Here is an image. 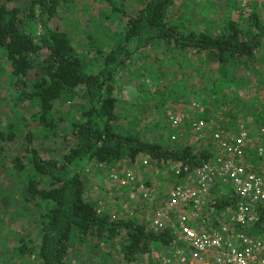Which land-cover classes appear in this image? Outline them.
Instances as JSON below:
<instances>
[{
	"label": "trees",
	"instance_id": "16d2710c",
	"mask_svg": "<svg viewBox=\"0 0 264 264\" xmlns=\"http://www.w3.org/2000/svg\"><path fill=\"white\" fill-rule=\"evenodd\" d=\"M21 1L0 0V50L17 83V101L35 108L32 120L52 130L51 112L58 99L80 88L84 100L74 107L76 115L67 120L54 156H44L33 148L27 130L24 161L15 156L9 163L10 169L20 174L18 182L23 180L21 200L37 208L32 244L19 242L15 253L22 255L26 250L37 264H69L71 254L98 249L101 242H111L117 236V264L146 262L150 250L164 242L165 235L133 219L97 213L94 201L85 197L82 170L89 164L97 168L99 163L103 168L109 163L130 166L140 156L157 165L168 159L198 162V158L188 147L162 143L158 136L147 138L144 125L138 126L128 113L122 115L116 104L115 73L119 68L126 70L127 58L149 47L184 55L200 53L221 66L228 61L236 66L254 57L264 38V21L251 11L245 28L228 17L218 31H195L168 19L173 0H140L133 14L111 3V12L123 24L120 40L106 48L101 44L94 47L91 58L75 49L59 20L61 8L72 0H25L26 11L17 6ZM96 58L99 62L91 66ZM152 94L145 91L147 96ZM162 100L155 99L154 107L162 106ZM201 118L207 120L205 115ZM161 121H155L152 129H171ZM14 135L13 129H0V138L10 140ZM101 253L98 249L100 257Z\"/></svg>",
	"mask_w": 264,
	"mask_h": 264
},
{
	"label": "rangeland",
	"instance_id": "374dc122",
	"mask_svg": "<svg viewBox=\"0 0 264 264\" xmlns=\"http://www.w3.org/2000/svg\"><path fill=\"white\" fill-rule=\"evenodd\" d=\"M140 2L72 0L61 8L58 16L75 49L83 56L93 58L94 47L101 44L106 48L113 41H119L118 35L123 31L122 20L111 12L109 4L121 6L127 14H133ZM26 4L23 0L17 6L26 11ZM251 11H255L259 19L264 21V0H173L168 19L195 31H218L228 17L237 20L239 27L245 28L246 16ZM183 55L174 50L149 47L127 58L126 70L119 68L115 73L117 107L122 115L128 113L137 119L138 126L146 127L142 130L147 138L158 136L162 143L172 142L170 136L175 132L174 129L152 127L155 121L161 120L166 125V112L176 108L184 112L193 108L198 115H205L225 128H231L246 118L252 121L249 129H258L264 125V55L257 50L252 59L244 60L236 66L230 61L221 66L214 59L200 53ZM98 62V58L94 59L91 66ZM16 86L15 78L9 74L8 62L0 50V129L15 131L10 140L0 138V264H37L35 257L26 250L22 255L15 253L19 242L26 246L32 244L31 240L36 235L37 208L21 200L23 180L18 182L20 174L12 171L9 163L15 156L24 161V135L27 130L33 148L44 156H54L61 146V133L68 125L67 120L76 113L74 107L83 102L84 93L78 88L72 94L58 99L51 112L55 126L47 130L32 120L35 108L17 101ZM147 90L153 94L145 95ZM157 98L163 99L162 106L154 107ZM189 116L194 117L193 114ZM185 129L178 135L177 143L171 144L182 145L186 136L190 137ZM169 160L157 165L149 161L147 156H140L130 166L109 163L104 168L103 164H97L95 168L89 164L81 174L85 197L94 201L95 209L100 207L111 218H128L145 224L151 212L150 204L136 197L129 198L126 188L108 180L107 172L114 169L122 173L129 169L142 181L149 184L151 181L155 189L158 187L164 191L168 186L164 173ZM98 168H102L101 171ZM116 241L117 236L111 242L100 243L98 249L102 257L97 254L98 249H80V255H70L69 264H81L82 261H85L84 264H117L120 253ZM140 263L145 264L143 260L137 264Z\"/></svg>",
	"mask_w": 264,
	"mask_h": 264
},
{
	"label": "built area",
	"instance_id": "2783aa9c",
	"mask_svg": "<svg viewBox=\"0 0 264 264\" xmlns=\"http://www.w3.org/2000/svg\"><path fill=\"white\" fill-rule=\"evenodd\" d=\"M257 50L264 55V38ZM198 114L193 108L166 112L175 130L170 139L177 143L186 127L190 137L182 146L198 162L168 159L164 191L129 169H110L106 176L129 198L150 204L145 226L166 237L145 264H264V126L249 129L246 118L222 128Z\"/></svg>",
	"mask_w": 264,
	"mask_h": 264
},
{
	"label": "crops",
	"instance_id": "0c3cea01",
	"mask_svg": "<svg viewBox=\"0 0 264 264\" xmlns=\"http://www.w3.org/2000/svg\"><path fill=\"white\" fill-rule=\"evenodd\" d=\"M196 114H198V113H196Z\"/></svg>",
	"mask_w": 264,
	"mask_h": 264
}]
</instances>
